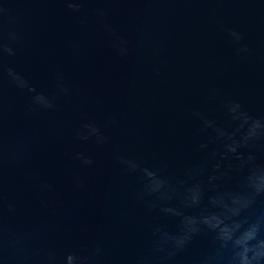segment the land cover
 <instances>
[{
    "label": "water",
    "instance_id": "water-1",
    "mask_svg": "<svg viewBox=\"0 0 264 264\" xmlns=\"http://www.w3.org/2000/svg\"><path fill=\"white\" fill-rule=\"evenodd\" d=\"M0 264H264V0H0Z\"/></svg>",
    "mask_w": 264,
    "mask_h": 264
}]
</instances>
